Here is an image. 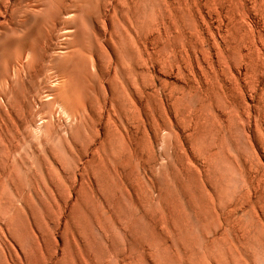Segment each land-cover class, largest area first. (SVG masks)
<instances>
[{
    "label": "rangeland",
    "instance_id": "1",
    "mask_svg": "<svg viewBox=\"0 0 264 264\" xmlns=\"http://www.w3.org/2000/svg\"><path fill=\"white\" fill-rule=\"evenodd\" d=\"M114 60L142 65L160 110L172 92L178 110L208 117L192 141L188 113L177 124L162 117L164 129L148 124L143 161L163 188L159 217L126 222L103 193L88 189L87 201L70 179L74 186L52 192L49 209L20 208L8 227V198L17 196L8 188L0 264H84L81 252L92 264H263L264 0H0V98L15 105L7 113L19 125L12 178L43 176L49 165L39 150L57 152L68 130L52 99L86 103ZM42 118L48 141L32 135ZM181 162L192 173L178 172ZM119 192L128 206L132 185Z\"/></svg>",
    "mask_w": 264,
    "mask_h": 264
},
{
    "label": "bare ground",
    "instance_id": "2",
    "mask_svg": "<svg viewBox=\"0 0 264 264\" xmlns=\"http://www.w3.org/2000/svg\"><path fill=\"white\" fill-rule=\"evenodd\" d=\"M27 55L24 57L25 59H27ZM143 80L142 65L114 60L110 67L100 71L99 74L97 73L96 84L88 96V101L85 100L86 103L76 97L72 98V100L74 99L71 100L72 105L66 104L67 101L71 102L70 97H66L65 102L56 101L58 96L55 97L56 99H52L55 101V112L59 117H62L68 130L60 137V149L57 152L50 147L39 150L44 158L43 163H47L49 169L43 172V176L39 175L38 181L33 180L31 176L28 178L23 176L24 184L12 178L15 164L20 160L16 159L18 156L15 158L11 156V151H13L11 147L15 146L16 148L17 146L18 148V144L16 145L14 142V133L19 135V132L18 129H14L19 125H17L16 118H13L9 114L10 112L7 113V110L16 112V107L0 98V206L5 202L2 198L4 190L6 193L8 188L14 189L15 193L17 191L15 198H8L9 209L13 215L11 213L12 216L9 215V218H5L11 221L8 220L9 223L4 224L12 225L14 220L16 221L20 208H25V210L28 208L32 212L36 204H39L41 208L49 209L52 192L66 187L70 183V179L77 183L76 191L79 194L82 193L87 201H92L93 198L90 197L93 195L87 197L86 190L89 189L96 196L103 193L105 200L113 208L114 214L122 215L126 222H132L136 215L138 219L148 221L159 217L163 188L157 175L150 172L148 163L143 161V154L148 148V124L149 122L156 123L155 125L160 130L165 127L163 121L160 123L162 117L165 116L171 124H177L179 116L181 115V120L185 122L186 113H188L187 127L189 140L192 141L205 128L208 117L201 112L197 115L194 107L186 112L178 110L177 98L173 96L172 92H169L170 104L160 110L157 106V99L164 105L162 98H154L152 94L148 95ZM52 97L53 94L47 98ZM78 108L80 109L78 110ZM43 124L42 118L40 125L32 132L35 139H47L43 138L45 137L43 129L45 125ZM13 130L17 132L13 133ZM190 159L189 157L188 160ZM54 163L61 169L62 176L54 167ZM179 168L178 172L186 169L192 173L191 167L183 162L180 163ZM170 176L172 180H175L177 170L173 171ZM129 184L132 185V197L129 199L128 206L121 207L120 199L123 198V195L121 192L116 193V189H120L121 185L123 187ZM69 185L74 186L73 184ZM262 191L260 190L258 196L257 219L260 225L258 242H260L261 255L263 256H261L263 259L261 261L264 264V193ZM39 193L40 196H35ZM235 207L237 208V206ZM148 208L151 209L148 210ZM2 219L4 220L3 216ZM30 219L32 218L30 217ZM253 223L256 224L254 218ZM12 226L7 231L11 230ZM3 229L4 227L0 226L2 237L6 234L5 231L1 232ZM76 253L77 251H73V256L76 257ZM81 255L87 258L84 264H92L93 257L91 258L88 253L83 252ZM107 263L108 261L105 263L103 261L101 264Z\"/></svg>",
    "mask_w": 264,
    "mask_h": 264
}]
</instances>
